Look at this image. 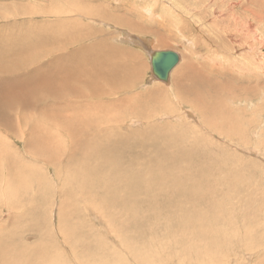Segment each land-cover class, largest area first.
<instances>
[{
	"label": "rangeland",
	"instance_id": "obj_1",
	"mask_svg": "<svg viewBox=\"0 0 264 264\" xmlns=\"http://www.w3.org/2000/svg\"><path fill=\"white\" fill-rule=\"evenodd\" d=\"M227 2V0H0V41L9 39L11 34L13 38L23 33L35 37L41 34L61 33L66 29L70 31V33L67 32V35L73 36L76 29L78 30L82 26L84 28L82 33H87L89 28V30L92 29V32L87 33L90 37L89 40L83 41V38L78 43V45L81 44L80 48L84 49L92 44L103 42L110 50L111 47H115L131 52L143 65L141 76L134 82L132 90L124 94L110 93L106 97L89 92L85 98L91 101L90 108L92 105L98 106L97 113L100 112L101 107H103L101 113L103 112L105 104L108 106L110 104L112 109L111 111L104 110V114L113 116L120 112L116 118L119 129L115 128L118 135L112 136H120L123 140L121 149L118 148L114 151L118 157L110 156L109 162L104 163L90 162L93 167L90 170L94 169V173L88 171L87 178L92 183L88 182L91 187L88 190L79 189L76 183L66 184L65 182L70 179L74 180L72 175H77L75 171L77 167L79 169L87 168L85 165H80L81 163L77 159L70 161L74 158L70 142L66 141L63 145L65 152L67 151L63 155L65 158L61 156L59 162L52 165L45 162L46 159H42L40 155L35 154V150L33 153L30 152L27 140H25L26 144L23 143L24 141L18 143V140L10 132L3 130L0 132V136L8 143L10 142L9 145L6 143V148L5 146L0 148V236L2 237L0 240H3L4 237L8 244L9 238V243L16 245L15 248L19 244L30 249L33 248L32 257L45 254L44 256L48 257L52 264H136L138 259L143 263V258L148 264H153V262L154 264H264V64L261 67L256 66L253 57L254 51L264 53V43H258L259 40L255 39L254 33H250L253 31L250 29L249 33L242 31L238 34L241 35L240 40L247 39V44L235 49V42L231 36L236 37V35H228L231 32L230 29L232 30L230 25L232 22L226 11L222 10V7L226 8ZM252 9L258 10V8ZM260 11H263L261 7ZM221 19L224 24L220 23ZM261 20L264 29V16L262 15ZM74 25L78 27L75 28ZM224 29L226 32H230L225 34ZM216 34L220 38L216 37ZM93 37L97 39H93ZM102 37L106 41L102 40ZM221 39L223 40L221 41ZM58 42L52 40V43L43 47L46 50L60 49L61 46L57 45ZM74 46L75 44L68 43L66 50L73 51L78 48H74ZM43 47L37 48L39 50L35 49L37 53L41 52L38 53L39 56H44L41 59L42 62L40 61L41 64L51 58L49 56L45 58L47 51ZM243 47L244 49H241ZM106 48L104 51L108 52L109 49ZM245 48L249 49L245 50ZM7 49L9 53L10 48ZM150 49H169L179 55L178 66L171 72L170 80L167 83H156L150 76L148 56L152 51ZM107 57L110 56L107 55ZM43 59H45L44 62ZM122 59L124 60L116 61L118 63L122 61L121 65H114L115 62L113 63L111 60L113 64L108 63L109 59L107 61L102 59L106 65L103 63L100 65H105L104 68L110 70L114 66L120 68L125 66L128 58L125 56ZM134 62L136 61L134 60ZM57 65L55 66L57 67ZM69 65L68 63L67 65L61 64L64 69H67L65 66L69 67ZM192 68L199 75L197 90L200 86L205 89L216 84L226 86L224 97H218L219 102L226 105L222 112L214 110L210 103L209 110L206 108L209 114L201 116L192 106L190 97L184 95L183 92L175 93L173 85L177 71L183 69L184 72H190L193 71ZM247 71L249 75H247ZM73 85L82 86L75 80L71 81V86ZM117 87L121 88L119 85ZM236 89L240 93L239 100L235 99V94L232 92ZM154 94H160V96L155 98ZM74 105H77L76 108L78 107L75 112L78 111L77 113L86 115V107L82 102L79 101ZM89 106L87 115L93 112ZM81 107L85 109V113ZM90 110L91 112H89ZM231 111L234 113L239 111V114L237 117H235L236 114L232 116ZM226 113L229 114L228 118H223ZM33 119L38 121L44 130L56 132L54 119L42 121L38 116ZM239 124L243 126L241 132L239 131L241 133L239 136H242V138L239 137L240 140L236 136L228 137L221 134L233 131L232 126L236 130L239 129L241 127H237ZM170 133L173 135V139L170 138L172 137ZM139 134L141 137L135 139ZM165 135H168L167 141L162 139ZM141 141H144L143 144H140L142 146L138 144ZM131 150L133 151L131 152ZM6 153L10 157L5 160ZM172 153L175 157L171 155ZM120 154L124 156V159L120 158ZM134 155H136L135 161ZM167 155L172 156L171 161L169 157L168 161H165ZM140 157H144V159L141 160ZM174 160H176L175 165L173 164ZM213 160L217 163L215 164ZM11 162L17 166L18 173H21L17 178L23 188L17 185V178L11 180L15 184L10 182L7 163ZM132 162L135 166L132 165ZM20 163L25 164L27 170L20 168ZM115 165L119 168H116ZM130 165L135 170H141L136 171L140 172L141 178L136 186L138 189L136 194H139L134 199L138 205L133 214L135 218L131 214L121 211L124 209H120L121 200L126 199L124 193L128 192L125 190V184L120 185L119 173L127 172ZM156 165L157 167H155ZM163 165L167 166L165 171L159 168ZM210 165H212V169H210ZM180 167L185 173L179 171ZM172 170H175V173ZM143 173L146 176H143ZM148 173L151 174V177H156L155 180L148 181ZM180 174L184 179L187 177L188 181L191 179L189 189L187 182L177 183L178 179L174 177H180ZM116 175L119 179L118 182L113 180ZM112 176H114L113 179H111ZM126 176L128 177V175ZM156 179H159L160 181L157 180V183L161 184L157 188H155ZM172 179L173 184L171 183ZM111 180L112 184H109ZM152 181L155 183L153 184ZM174 184L179 187L177 193L186 192L189 193V197L180 196L176 197L178 200L174 199L172 193H176V189L168 186ZM15 185L19 186L21 190L17 189ZM70 188L71 192L69 193ZM145 193L151 194L148 197ZM19 195H22V198ZM184 199L185 201H183ZM207 201L216 202L212 205ZM8 202L17 204L9 205ZM167 202L168 204H166ZM174 202L182 206L177 207ZM116 205L117 207H114ZM200 210L205 211L202 214ZM206 212L207 214H205ZM172 214H176V219L172 217ZM183 215L187 216V219L195 220L204 217L202 218L203 223L208 220L210 222L211 218L212 222L220 218L222 220L227 218L231 224L222 225L221 230L224 233L220 239L222 250L217 251L218 254L217 252H213V255L212 253L206 254L211 249L204 251L205 246L199 244L201 239H198L197 242L195 240L192 242L191 239H184L183 242L175 240L177 237L175 238L173 235L177 233V225H187L180 220L181 217L185 218ZM220 215H224L225 218ZM208 217L209 219H207ZM254 226L258 227L254 229ZM186 229L191 234L189 236H195L193 231L197 229L193 231L192 228ZM172 232L173 235H171ZM212 233L215 232H211L213 238L215 235ZM251 236L253 237L251 238ZM259 236L260 238H258ZM135 238L138 239L135 240ZM122 242L127 243L128 247H132L133 253H137L138 258L132 257ZM145 245L147 249L144 247ZM21 246H18L19 250H22ZM16 252L15 254L19 256L18 251ZM208 254H211L209 258L206 257ZM20 258L21 256L17 257L18 264ZM135 259L136 261H134ZM140 261H138L139 264ZM31 264L36 263L32 262Z\"/></svg>",
	"mask_w": 264,
	"mask_h": 264
},
{
	"label": "bare ground",
	"instance_id": "obj_2",
	"mask_svg": "<svg viewBox=\"0 0 264 264\" xmlns=\"http://www.w3.org/2000/svg\"><path fill=\"white\" fill-rule=\"evenodd\" d=\"M227 1L228 2H227V5H226V8L223 9V7L222 6L221 7H222L223 12L226 11V13L228 14L229 20H231V22H232V24H230L231 22L229 21V24L231 25L232 30L230 29L231 32L230 31L226 32V29H224V31L226 32L225 34H228L230 32L228 34L229 36H231V34H235L236 35V37L231 36L232 39H234V42H235V45H234L235 49H236V47H241L244 44H247V41H246L247 39L243 40V38H242V40H240L241 35H238V34L242 33V31H245V32L249 33L251 31L250 29L253 30L250 33H252V34L254 33L255 34V39L259 40L258 43H260V44L264 43V36H263L264 29H263V22L261 20V15L264 16V0H242L241 2H239L238 0H227ZM260 7L262 8L263 11H260ZM252 8H254V9L258 8V10L255 11ZM219 16H221V14ZM217 22H219V21H217ZM221 22H222V19H221L220 23ZM223 24H221V25H223ZM71 27H72V25H71ZM76 27H78V26H75V28ZM83 29L84 28L82 26L79 27L78 30L76 29V31L73 34V36L67 35V32L70 33V31H68L66 29V30H64L61 33H57V34H53V35L41 34V35H38V36H35V37H34V35L31 36L30 34L23 33L21 35L18 34V36L16 38H13L11 36L12 35L11 34L9 39L4 40V41H0V132L2 130L4 132H6V131L10 132L11 134H13L14 138L16 140H18L17 141L18 143L19 142L22 143L24 141L23 143L26 144L25 140H27L29 151L33 153L34 150H35V154L40 155L42 159H46L45 162H47L48 164H52V165H56V163L59 162L60 157L63 156L67 152V151L65 152V149H64V146H63L65 144L64 142H66V141L70 142V145L72 146V150L71 151H72V153L74 152V154H73L74 158L72 157L73 159L70 160V161H75L77 159V161H79L81 163L80 165H85L87 168L79 169L77 167L76 170H75L77 175H72V176H74V180L70 179V180H66L65 182H66V184L76 183V186L79 189L88 190L89 188H91L89 183L92 184L91 182L88 181L89 179L87 178L88 171L92 167L90 165V162H95L97 164L98 163H104V162H109L108 160H109L110 156H112V158L118 157L117 153L114 152V151L117 150L118 148H120L121 146H123V145H121V144H123V140H122V138L120 136H118V137H113L112 136V135H118V134H116V133H118V131L115 130V128L119 129V125H118V122H116V118L120 115V112H118V114H115L113 116H111L109 114H104V110L105 111H111V109H112L110 107V104H109V106L107 104H105L103 112L101 113V111H102L101 108H103V107H101V108L99 107L100 108V112L97 113L98 112V106H95V105L93 106L92 105L91 108H90L89 105L91 104V101H88L85 98H86V96L88 95L89 92L91 94H95V95H100L102 97H106V96L110 95V93H114L115 95L118 94V93L119 94H121V93L124 94L127 91L132 90V87L134 85V82L136 81V78H138L140 76V69L134 63V60L135 61L137 60L136 57H133L131 62L128 63L127 65H125V67H121V71H123V69L127 70V74L125 76H121L119 69L117 67H115V66L111 67L112 68L111 70L108 69V68H104L106 63H104L105 61L102 62L103 60L107 61L109 59L108 63L112 61L113 63L115 62L114 65H119V63L116 62V61L120 60L121 56H124V57L125 56H129L130 54L132 55V53L124 51V50L117 49L115 47H111V50H110L109 48H106L108 46L105 43H103V42L96 43L94 45L92 44V46H88V47H86L84 49L80 48L81 44L78 45V43L81 42L83 38H84L83 41L89 40L90 37H89V35L87 33L88 32L89 33L92 32V29L89 30L90 29L89 28L87 33H82ZM24 30H26V29H24ZM54 31L56 32V29ZM12 33H13V31H12ZM216 37H219V36L217 35ZM227 37H225V38H227ZM94 38L95 37H93V39ZM225 38H223V39H225ZM95 39H97V38H95ZM98 39H101V38L98 37ZM223 39H221V41ZM248 39H250V38H248ZM252 39H254V38L252 37ZM52 40L56 41V42L59 41L57 45L61 46L60 49H54V50H52V49H48V50L44 49L43 46L48 45V43H52ZM102 40H105V38L102 37ZM237 40H240V41L237 42ZM159 41H161V40H159ZM163 41H165V40H163ZM217 42H218V39H217ZM68 43L75 44L74 48H77V47L78 48L73 50V51H68V50H66ZM218 43H217V45H218ZM52 45H54V44H52ZM52 45H51V47L54 48V46H52ZM164 46H166V45H164ZM40 47H43V49L45 51H47V52H45V54H46L45 58L47 56H49V58L51 57L50 59L48 58L49 59L48 61L43 59V62H44V60L46 62H44L42 64H41V62H42L41 59L44 58V56H39L38 53H41V52L37 53L36 50H35V49L40 48ZM3 48H5V49H3ZM6 48H10L9 49V53L7 52L8 49L6 50ZM104 48H106L107 50L109 49L110 52L109 51L107 52L106 50H105L106 51L105 52ZM224 48H226V47H224ZM241 49H244V47L241 48ZM246 49H249V48H245V50ZM4 50L6 51V53H5ZM37 50H39V49H37ZM150 50H152V49H150ZM153 51H167V50H152L149 54L147 53L148 56H150V54ZM236 52L239 53L238 51H236ZM246 53H247V51H246ZM107 55H109L110 57H107ZM248 57H249V55H248ZM253 57H254V61H255L256 66H258V67L263 66L262 64H264V53H262V52L261 53H259V52L257 53V52L254 51ZM179 60H180V57H179ZM243 62H245V61H243ZM67 63L70 64L69 67L65 66V68H67V69H64V66H63V68H62L61 64H66L67 65ZM102 63L105 64V65L101 66L100 64H102ZM56 64H58L59 66L57 65V67H56L55 66ZM245 64H246V62H245ZM176 66H178V65H176ZM186 66H188V65H186ZM140 67H142V65ZM183 69H182V71H177V73H176L175 84L173 85L175 93L179 94V93L183 92L184 95L190 97L192 99V101H191L192 106L201 114V116L205 115L206 113L209 114L206 111V108L209 110L208 106H209L210 103H211V105H212L214 110H217L218 112H222L224 110V108L226 107V105L222 104L223 102H219L218 97H221V98L224 97V92L227 89L226 86L224 87V86H220L219 84H216L215 86H208L207 89L203 88V86H200V87H198V90H197L196 86L199 85V75L194 71V69H193V71H190V72H184ZM192 69H190V70H192ZM173 70L174 69H172L171 72H173ZM171 72L169 74L167 82L170 80V77H171V74H172ZM150 73H151V71H150ZM247 75H249V72L247 73ZM150 76L155 80L156 83H159V82L160 83H167V82H161V81L157 80L152 75V73L150 74ZM177 77H178V79H176ZM73 80L78 81L82 86H80V87H78V86L76 87L75 85L71 86V81H73ZM172 82L174 83V79L172 80ZM103 84H104V86H103ZM117 85H119L121 88L118 89ZM161 85H163V84H161ZM232 92L235 94V97H236L235 99L236 100H239L241 98L240 97V93L238 92L237 89L235 91H232ZM154 95H156V94H154ZM158 95L160 96V94H158ZM158 95H156L155 98L159 97ZM228 96H230V93H228ZM161 99H163V98H161ZM79 101L82 102L84 104L83 106L86 107V115H84V114L82 115L80 113H77L78 111L75 112V110L78 107L76 108L75 106H77V105H74V103L77 104V102H79ZM154 102H155V100H154ZM157 102H158V100H157ZM88 106H89V109H91L93 111L92 113H94V114L90 113L91 114V115L89 114L90 116L87 115L88 114L87 113V109H88L87 107ZM82 109L84 110L83 113H85V109L84 108H82ZM91 110L89 112H91ZM80 112H81V110H80ZM231 112H232V116L234 114H236L235 117H237V115L239 114V111L237 113H234L233 111H231ZM99 115H102V116H99ZM121 115H123V114L121 113ZM228 115H229L228 113L224 114L223 118H228ZM35 116H38L42 121L54 119L55 124H56L55 125L56 126V132L54 133V132H50L48 130H44L39 125V122L35 121L33 119V117H35ZM241 125L242 124H239L237 127H240ZM230 126H231V124H230ZM242 127L243 126H241L239 129L237 128V130H238L237 131L235 129V127L232 126L231 128H232L233 131H231L230 133H221V134H225L228 137H235L236 136V138H238V140H240L242 138V136H239V134H241V133H239V131L241 130ZM235 131H237V132H235ZM167 136L166 135L163 136L164 138H162V139L167 141L169 139ZM171 136L172 137H170V138L173 139V135L172 134H171ZM140 137H141V134H139V136L135 137V139H138ZM239 137H241V138H239ZM175 139H176V137H175ZM170 140H169V142H171ZM169 142H168V144H169ZM6 143L9 145L10 142L8 143L3 137H1L0 138V144H1L0 148H1V146H5ZM143 143H144V141H141L138 144L140 145V144H143ZM140 146H142V145H140ZM144 146H143V148H145ZM174 146H175V144H174ZM174 146H172V147H174ZM5 148H6V146H5ZM67 148H68V146H67ZM127 149H129V148H127ZM168 149H169V147H168ZM164 150H166V149H164ZM132 151L133 150H131V152ZM149 151H150V149L148 150V152ZM168 151H170V150H168ZM173 151H175V150H173ZM173 153L171 155L174 156ZM7 154L8 153L5 154L6 156L4 155L5 156V160L8 157H10V155L9 154L7 155ZM1 155H3V154H1ZM136 155H138V154H136ZM136 155L133 156L134 161L136 160L135 159ZM119 156H120V158L124 159V156L122 154H120ZM168 157L170 158L169 160L171 161V159H172L171 157L172 156H169V155L166 156L165 161H168ZM62 158H65V156H63ZM142 158L144 159V157H142ZM142 158H141V160H142ZM150 158H151V156H150ZM11 160H12V157H11ZM19 161H17V162H19ZM175 161L176 160H174V163H173L174 165L176 163ZM202 161H204V160H202ZM13 162L7 163V166L9 168V174H10V182H11L12 179L14 180V178H17L18 175L20 176V174H21V173H18V169H16L17 166H14ZM133 162H132V165H134ZM214 162H215V164L217 163L216 161H214ZM139 163H141V162H139ZM211 163H213V162H211ZM20 164H21V166H19L20 168H22V169L26 168L25 164H22V163H20ZM170 164H172V163H170ZM15 165H16V163H15ZM101 165L104 166V164H101ZM212 165H210V167H211L210 169H212ZM176 166H177V164H176ZM180 166H182V165H180ZM218 166L219 165L217 164V167ZM100 167H99V169H101ZM115 167L119 168L116 165H115ZM155 167H157V165ZM166 167H164V165H163V166H161L159 168L162 169V171H165L164 169ZM217 167L215 166L216 169H217ZM28 168H31V167H28ZM215 168H214V170H215ZM219 168H221V167H219ZM95 169H97V168H95ZM144 169L146 170L145 167H144ZM178 169H179V166H178ZM180 169H181V167H180ZM25 170H27V169H25ZM30 170H28V171H30ZM93 170H90V171L92 172ZM182 170L183 169H181L179 171L183 172ZM28 171H27V173H28ZM136 171H141V170H135L133 168V166H131V165H130V169L127 172L121 173L119 171L120 172L119 173L120 185H124L125 184L126 185L125 190L128 193H124L125 196H126V199L125 200H121V203L118 201V203H120V209H124V210H121V211L122 212H126L127 214H131L132 217H134L133 214L135 213V208L137 209V207H138L137 203L134 202V199L139 194V193L136 194V192L138 190L136 186L139 183V178H141V176L139 174L140 172L138 173ZM172 171L174 172L175 170H172ZM217 171H219V170H217ZM153 172H154V170H153ZM226 172L228 173V171H226ZM93 173H94V171H93ZM97 173H98V171H97ZM183 173H185V172H183ZM203 173H201V175ZM159 174H161V172H159ZM168 174H170V173H168ZM23 175H25V174H23ZM126 175H128V177ZM147 175H148L147 176V180L148 181L151 180V179L155 180V178H156V177L155 178L151 177V174L149 175V173ZM229 175H230V173H229ZM143 176H146V175H144V173H143ZM187 176L189 177V175H187ZM113 177L114 176H112L111 179H113ZM18 178H17V181H18ZM89 178H90V176H89ZM174 178L178 179L177 180L178 184H180L182 181H184V183L187 182V187L189 189V187L191 185L190 184L191 182H189V181L191 179L188 181L187 180L188 178L185 177L186 179H184L181 176V174H180V177H174ZM20 180H22V178ZM113 180L117 181V182L119 181V179L117 178V175H116L115 179H113ZM157 180H159V179H156V183L152 181L153 184L154 183L156 184L155 188H157L158 186H161L160 183H157L158 182ZM127 181H128V185H127ZM165 181H167V180H165ZM233 182H235V181H233ZM19 183L20 182L18 181L17 185H19L21 188H23ZM171 183L173 184V179L171 180ZM11 184H15V183L11 182ZM109 184H112V180H111V183H109ZM17 185H15V186L17 187ZM164 185H165V183H164ZM19 186L17 187V189L20 188ZM153 186H155V185H153ZM168 186H172V187H174L176 189V193H172L171 192L173 194V196H174V199L176 197H180V196L181 197L182 196L183 197H187V198L189 197V193H186V192L185 193L184 192L183 193L182 192L181 193L180 192L177 193L179 191V187L177 185L174 184V185H168ZM129 187H130V189H129ZM192 188H194V187L192 186ZM19 190H21V189H19ZM22 190H24V189H22ZM155 191H157V190H155ZM68 192L69 193L71 192V188L69 189ZM198 192H200V191H198ZM111 194H113V193H111ZM150 194L151 193H145L146 196H148ZM67 195H69V194L67 193ZM21 196L22 195H19V197H21ZM203 196H204V194H203ZM203 196H202V199H203ZM206 198H207V196H206ZM102 200H103V198H102ZM176 200H178V199L176 198ZM109 201H110V199H109ZM183 201H185V199ZM190 201H191V199H190ZM209 201H211V200H209ZM209 201H207V202L208 203H212V205H213L214 202H216V201H212V202H209ZM175 202H178V201H175ZM175 202H174V204H176ZM151 203H152V201H151ZM197 203H199V202H197ZM8 204L9 205H16L17 203L16 202H12V203L8 202ZM166 204H168V202ZM183 204H185V203H183ZM117 205L114 206V207H117ZM142 205H143V203H142ZM178 205H177V207L182 206V205H179V206ZM195 205H197V204H195ZM210 205H209V207H211ZM111 207H113V206H111ZM195 208H197V207H195ZM217 209H218V207H217ZM179 210H181V209H179ZM146 211H147V209H146ZM195 211H196V209H195ZM197 211H198V209H197ZM200 211H202V210H200ZM204 211H202V214H203ZM224 211H225V209H224ZM160 212H162V211L160 210ZM99 214H100V212H99ZM107 214H110V213H107ZM176 214H172V217H174L175 219H176V216H175ZM205 214H207V212ZM185 215H183V216H185ZM190 216H192V215H190ZM211 216H212V214H211ZM220 216H223V218H225L224 215H220ZM186 217L187 216H185V218L181 217L180 220L183 223H186L187 225H177V229L178 230H177L176 235H173L174 234L173 232L171 233V235H173L175 238L177 237V239H175V240H178L179 242H183L184 239H186V240L187 239L188 240L191 239V241L195 240V242H197L198 239H201V242H199V244L205 246V250L204 249L203 250L207 251L208 249H211V251L210 252L207 251L206 254L207 253H212V255H213V252L215 253V252H217L219 250H222L223 246L220 245V244H222L220 242V239L223 237V234H224L222 232V230H221L222 225L225 226L227 224H231V222H229V220L227 218L225 220H222V218H220V219L216 220L215 222H212L213 220L211 221L212 218L210 217L211 218L210 222L208 220V222L205 221V223H203L202 218H204V217H200V218H198L196 220L195 219H191V218L187 219ZM101 218H103V217L101 216ZM113 218H112V220H113ZM104 219H105V217H104ZM178 219H179V217H178ZM207 219H209V217ZM207 219H205V220H207ZM184 220H186V221H184ZM147 221H148V218H147ZM175 222H177V221H175ZM59 223H60V221H59ZM170 225H171V223H170ZM175 225H176V223H175ZM164 226H166V225H164ZM257 227L254 226V229L257 228ZM186 228H192V231L194 229H197V230L193 231V232H195V234H194L195 236L194 237L189 236L190 232ZM247 229L249 230V228H247ZM211 232H215V233H212L213 235H215L213 238L211 236ZM144 233H145V231H144ZM244 233H246V232H244ZM15 235L17 236V234H15ZM63 236H64V234H63ZM252 237L253 236H251V238ZM258 238H260V236ZM0 239H2L1 236H0ZM137 239L135 238V240H137ZM123 242H122V245L123 246L125 245L126 248H127V250L126 249L125 250L127 252H129L132 255V257H134V256L137 257V253L136 254L133 253V250L131 249L132 247H128L127 246L128 244L127 243H123ZM255 242H257V241H255ZM207 243H208V247H207ZM246 243L249 245L248 242H246ZM232 244H233V242H232ZM232 244H230V245L232 246ZM230 245H229V247H230ZM18 246L20 247L21 244H19ZM18 246H17V248H18ZM15 247H16V245L14 246V245H12V243H9V238H8V244H6V239L4 237H3V240H0V264H18L17 257H19V256H21V258H20V262L21 263L19 262V264H31L32 262L33 263L35 262L36 264H41V263H45V262L51 263L50 260L48 259V257L44 256L45 254L44 255L43 254L34 255L32 257L33 248L30 249L27 246L22 245L21 246L22 250H19V248L17 249ZM72 247H73V245H72ZM144 247L147 249L146 245ZM38 248H40V247H38ZM37 249H35V250H37ZM248 249H249V247H248ZM16 251H18L19 256H17L15 254ZM150 253H152V252L150 251ZM218 253L219 252H217V254ZM204 255H205V252H204ZM209 255L211 256V254H208V255H206V257L209 258ZM139 256H141V255H139ZM13 259H17V260H13ZM134 261H136V259ZM138 261H140V260L138 259ZM138 261L136 262V264H139ZM11 262H14V263H11ZM144 263L148 264V263H146V261H144V258H143V263L142 264H144ZM153 264H154V262H153Z\"/></svg>",
	"mask_w": 264,
	"mask_h": 264
},
{
	"label": "water",
	"instance_id": "obj_3",
	"mask_svg": "<svg viewBox=\"0 0 264 264\" xmlns=\"http://www.w3.org/2000/svg\"><path fill=\"white\" fill-rule=\"evenodd\" d=\"M150 71L161 82H167L172 69L179 63V56L174 51H153L149 56Z\"/></svg>",
	"mask_w": 264,
	"mask_h": 264
},
{
	"label": "crops",
	"instance_id": "obj_4",
	"mask_svg": "<svg viewBox=\"0 0 264 264\" xmlns=\"http://www.w3.org/2000/svg\"><path fill=\"white\" fill-rule=\"evenodd\" d=\"M124 51H127V50H124ZM127 52H129V51H127ZM122 57H124V56H121L120 57V60H124V59H122ZM128 59H127V61H126V63H125V65H127L128 63H130L131 62V60H132V58L133 57H136L134 54H130L129 56H126ZM128 60H129V62H128ZM123 62L122 61H120L119 62V65H121ZM135 63V65L140 69V76H141V71H142V68H143V65H142V63H140V62H138L137 60H136V62H134ZM142 65V67H140ZM122 67H125V66H122ZM119 69V71H120V74H121V76H125L126 74H127V70L126 69H123V71H121V67L120 68H118ZM140 76L138 77V78H136V81L140 78ZM105 84V83H104ZM103 84V85H104Z\"/></svg>",
	"mask_w": 264,
	"mask_h": 264
}]
</instances>
